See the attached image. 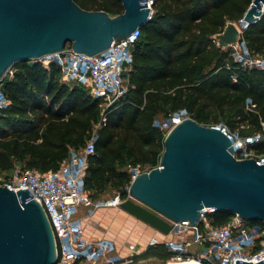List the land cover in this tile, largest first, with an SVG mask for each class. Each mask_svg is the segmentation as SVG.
Returning <instances> with one entry per match:
<instances>
[{
    "label": "trees",
    "instance_id": "trees-1",
    "mask_svg": "<svg viewBox=\"0 0 264 264\" xmlns=\"http://www.w3.org/2000/svg\"><path fill=\"white\" fill-rule=\"evenodd\" d=\"M74 1L110 15L123 11L119 0ZM251 1L154 0L151 19L132 47V63L124 74L127 91L106 109L105 124L95 128L84 178L92 199L107 186L126 198L127 165L159 164L165 133L153 120L180 108L204 125L222 123L244 135L262 132L253 147L264 153V71L243 68L211 37L227 21L242 18ZM243 39L252 55L264 56V13L248 25ZM11 69L1 82L10 103L0 110V174L9 177L17 164L55 170L71 149H81L90 138L100 121L101 99L63 81L54 63L18 61ZM230 215L215 210L209 217L218 225ZM169 256L158 243L132 256V264L151 258L164 264Z\"/></svg>",
    "mask_w": 264,
    "mask_h": 264
},
{
    "label": "water",
    "instance_id": "water-1",
    "mask_svg": "<svg viewBox=\"0 0 264 264\" xmlns=\"http://www.w3.org/2000/svg\"><path fill=\"white\" fill-rule=\"evenodd\" d=\"M123 11L87 10L74 0H0V83L18 61H37L66 44L94 55L125 38L150 19L146 0H119ZM264 0H252L242 18L255 23ZM212 39L222 50L238 46L236 21ZM118 207L133 219L167 235L170 221L194 225L200 210L238 214L264 223V161L237 159L219 129L188 117L165 135L159 164L137 174ZM235 264L252 263L235 259ZM54 235L41 204L27 189L0 184V264H55Z\"/></svg>",
    "mask_w": 264,
    "mask_h": 264
},
{
    "label": "built area",
    "instance_id": "built-area-1",
    "mask_svg": "<svg viewBox=\"0 0 264 264\" xmlns=\"http://www.w3.org/2000/svg\"><path fill=\"white\" fill-rule=\"evenodd\" d=\"M154 0H146L152 14ZM261 16L257 18L260 19ZM240 40L232 45L229 56L243 68L264 71V56L252 55L243 39L249 23L240 18L236 21ZM140 28L131 31L125 38L114 40L102 52L87 55L76 52L70 44L54 53L37 59L43 66L56 64L61 69V79L85 87L93 98L101 99L100 121L86 144L78 150L71 149L68 157L55 170L39 172L16 166L7 178H0V184L17 191L27 189L42 206L50 223L56 247L55 264H132V256L143 252L148 246L163 243L170 253L166 260L181 262L194 260L198 264H235V259L256 263L264 259V224L250 222L238 214H231L222 224H213L209 214L213 207L200 210L194 225L188 220L170 221L171 230L167 235L158 232L150 237L140 249L130 244V255L123 256L116 242L108 237L90 238L86 235L83 219L93 216L107 207H118L124 199L119 195L92 199L85 188V173L88 156L93 154L97 134L95 128L105 124V111L127 91L125 72L132 63V47L138 40ZM9 74L13 70L8 71ZM250 99L246 100L249 104ZM10 101L0 83V110ZM191 117L184 108L172 111L164 118H155L153 125L166 133L178 122ZM221 130L231 141L233 156L237 159L254 158L263 164L264 153L253 147L263 136L262 132L242 134L225 124H205ZM141 164H128L130 181L139 173L147 171ZM130 183V182H129ZM128 185L126 186V191ZM84 209L81 213V209ZM119 208V207H118Z\"/></svg>",
    "mask_w": 264,
    "mask_h": 264
},
{
    "label": "crops",
    "instance_id": "crops-1",
    "mask_svg": "<svg viewBox=\"0 0 264 264\" xmlns=\"http://www.w3.org/2000/svg\"><path fill=\"white\" fill-rule=\"evenodd\" d=\"M106 190V189H105ZM82 211V209L80 210ZM83 212V211H82ZM103 216V217H102ZM124 221H128V223H136V220L129 216L126 212L122 211L118 207H107L102 208L97 211L93 216L89 218L83 219L85 233L90 238H98V237H108L113 239L117 244V239H121L123 241L126 240V237L122 234V223ZM139 227L142 229L141 235L142 239H135L131 241L129 237L131 236V230L126 231L128 238L125 242V248L118 247L120 254L123 256L130 255V247L131 243H136V249H140V247L147 242V240L152 236H157L158 231L149 227L146 224L139 223ZM124 232V231H123ZM125 237V238H124Z\"/></svg>",
    "mask_w": 264,
    "mask_h": 264
},
{
    "label": "rangeland",
    "instance_id": "rangeland-1",
    "mask_svg": "<svg viewBox=\"0 0 264 264\" xmlns=\"http://www.w3.org/2000/svg\"><path fill=\"white\" fill-rule=\"evenodd\" d=\"M9 74V73H8ZM71 84V83H70ZM17 166L18 167H20V165L19 164H17ZM148 167V165H144V168H147ZM12 172V171H11ZM4 175L5 174H0V178H4ZM10 175H11V173H10ZM115 195H117V192H116V190L113 188V187H111V186H107L106 187V190L104 191V192H102L100 195H98L99 196V198H108V197H112V196H115ZM82 211H84V209L82 208ZM81 211V213H83ZM103 217V216H102ZM139 223H140V221H137L136 220V223H132V222H130V223H128V221H124L123 223H122V234H123V236H125L126 237V240L125 241H123V240H121V239H117V245L119 246V247H122L123 249L125 248V242L126 241H128L129 239L131 240V241H134L136 238L137 239H142V235H141V233L140 232H142V229L139 227ZM128 230H131V232H132V234H131V236L129 237V239L127 240V238H128V236H127V234H125L126 233V231H128ZM124 231V232H123ZM124 237V238H125ZM135 238V239H134ZM157 263H159L156 259H154V258H151V259H146V260H142V261H139L137 264H157Z\"/></svg>",
    "mask_w": 264,
    "mask_h": 264
},
{
    "label": "bare ground",
    "instance_id": "bare-ground-1",
    "mask_svg": "<svg viewBox=\"0 0 264 264\" xmlns=\"http://www.w3.org/2000/svg\"><path fill=\"white\" fill-rule=\"evenodd\" d=\"M164 264H198V263L195 262L194 260H184V261H181V262H176V261H173V260H168Z\"/></svg>",
    "mask_w": 264,
    "mask_h": 264
}]
</instances>
